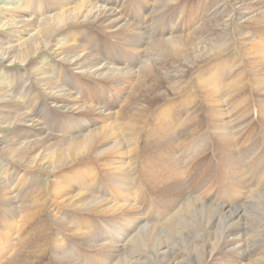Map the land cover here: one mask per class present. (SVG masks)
Here are the masks:
<instances>
[{
  "label": "rangeland",
  "instance_id": "obj_1",
  "mask_svg": "<svg viewBox=\"0 0 264 264\" xmlns=\"http://www.w3.org/2000/svg\"><path fill=\"white\" fill-rule=\"evenodd\" d=\"M85 1L88 2L89 0H2L0 2V47H2L0 48V50H4L9 46H19L22 41L27 38L25 37L21 40H19L18 38L17 40L13 41V37L11 36L13 34V31L2 28V26L6 23H9L13 19L15 20L17 17L19 19L26 18L32 21H37L38 19L44 20L50 17L48 15L54 17V12L56 13L55 16H58L65 12L68 8L74 6L76 3ZM97 1L98 3L96 4L102 7H118L117 9L120 10L119 16L121 15L124 19H126L127 24L133 31L131 32V30H128L126 31V33L111 32L109 30L106 31L105 29L100 28L99 25L97 27V25H94L92 23H85L82 25H78V27H68V29L60 32L58 39H60L63 44L71 46L73 50L76 51L74 53L87 55L92 59L95 58L94 60L97 63L105 64L106 62L109 67H115L114 69L123 70L125 73L129 74H125L124 76L115 79L101 78L95 75H90L82 69H76L75 67L73 68V66H71L66 61L60 60L51 51L44 52L43 54L38 56V58L33 61L31 60L32 62L30 61V63L26 65L0 63V97L2 96V93L3 95L6 94L7 96L9 95L13 97L12 103L6 102L4 104V102H2L3 105H5L4 108H2L0 104V114L2 113L0 115V119L7 117L8 114L15 115L14 113L17 110L21 114L30 115L32 120L34 121L37 118L35 119L32 114L37 115L41 113L42 117H44L41 123L43 127H45L43 130H39V128L36 127V124H33V121L32 123H28L29 127H27V124H25L26 126L23 125L22 127H6L4 125H0V140L6 138L5 140H9L14 144H17L18 142H23L24 144H26L28 143L27 141H33L39 135H42L46 136L47 139L51 137L52 140L50 142H52V144L55 142L58 145L62 146L64 145V142H60L59 140L63 141L69 139L73 137L74 134L80 135V133H86L79 131L81 127L85 126V128H88V130H92L107 125L111 121H115L116 123H118L120 137H122V144H124L122 146L123 150L121 155V161L124 168L122 169L124 171L122 170L121 172H119L120 169L115 170L113 168L115 167V165H112V163H114L115 160H118L119 156H117L115 152H112L108 156H105L103 158L98 157L99 159H94L93 157H88L74 162L69 167L59 171L58 174L56 173L57 176H59L57 177V180L60 179L59 181H61L62 184H69L71 182L69 186L73 187V185H75L76 189L77 186L78 189L87 187V192L85 190V192L83 193H86L87 195L96 194L97 196L107 198L108 200L112 198L119 199L120 193L118 192V190H125L127 187L129 190H135L133 194V201L136 202V205H138L142 212H144L142 215H147L149 217L148 219V217L146 216V220H149V222L156 218V214L159 210L160 213H162L161 208L165 200L169 199L170 197H175L180 191L192 192L195 190H201V187H203V185H200L201 187H198L200 182H202V184H204L205 186L207 184L210 185L214 190L225 191L224 189L227 187L226 178L228 174L224 167H230L229 163L232 164L233 162H229V160L232 161V157L235 155V158L237 159H245V162L244 160L242 162L244 163V165H246L245 167L244 165H242L241 167L243 170L245 169L244 171L246 172V174L250 173L249 171L251 169V165L258 161L262 163V168L264 170V113L262 112V110H264V87H262V84H264V61L258 60L257 63H254V57L246 53L248 51L255 54L260 53V49L262 50V48L264 47L263 24L261 25V23L256 21L251 22V19L255 18L257 14L260 16L264 12V0ZM15 7L16 10L14 14L12 9ZM49 11L51 12L49 13ZM22 15L23 17H20ZM259 16L257 17L259 18ZM209 21L212 22L210 23ZM209 23L211 25H209ZM88 24L90 26H88ZM227 24L228 26H226ZM167 30L169 31V33L164 34L163 32ZM207 32H212L213 35L220 34L219 38L223 33L225 39L227 40L226 42L228 46L226 48V51L223 50V55L220 54L221 56H217V58L215 59L213 58L212 62V59L209 58L210 60L208 59L200 63L198 67L196 66L192 70L189 69L187 71L188 68H186L185 65L181 64L179 60L177 61V59L173 56L159 54V52L155 53L151 50V47H154L158 42L160 43L161 40L163 41L166 39L183 38L184 36H196V34H200V36L198 37L205 38V36H208ZM194 33L196 34L194 35ZM237 37H239V39ZM77 41L79 43H77ZM214 60L216 61L215 64H213ZM210 63L213 64L214 67H216L215 72L218 73L217 75H220L221 73V71H218L219 69H221L220 67H223L222 69L225 70V72L217 78L218 80L216 82V85H219L221 89H223L217 95L219 96L218 98H211L210 96H208L209 94H206L207 91L201 89L200 84L198 83L197 74H202L204 73V71L209 70ZM148 65L155 67L163 73L170 72L169 74L171 75L184 73V86L181 92L178 93L179 95L171 94L153 103L146 104L147 106L145 110H141L143 113H145V116H142L143 118L141 117L142 120L134 122V124L136 125H133L135 130L128 133L125 129L123 131V129L120 128V122L122 119L127 118L124 117V112L130 106V102L135 99V88L139 83L140 78L144 76L145 66ZM182 70L185 72H181ZM129 71H131L132 73H130ZM41 74H45V76ZM224 75H226V77ZM51 81L54 84L51 83ZM234 82H236V84ZM44 83L48 86L47 89L45 88L47 87L46 85H42ZM223 83L226 85H228L229 83L231 86L234 84L238 86H229L230 88L228 89V86L225 87L224 85L223 87ZM54 85L56 89L54 88ZM51 87L53 88V90ZM57 87H59V89ZM43 88L45 89L43 90ZM161 89L165 90L166 87L163 86ZM225 89L227 90V92L225 91ZM53 92H55L56 95ZM14 94L16 97L13 96ZM207 96L209 97V99H211L209 100ZM53 97L62 98V100H67L66 98L71 97L70 100H72L73 103L70 104V106L68 105V108L61 107L60 105L57 106V104L54 103L57 101L54 100ZM205 97L207 100L205 99ZM213 99L216 100L214 101ZM237 100H239L238 103L235 102ZM220 101L221 104L219 103L220 106L218 108L221 107V110L224 111L223 116L217 113L215 107L216 102ZM18 103L20 104L18 105ZM7 105H9V110H11L12 112L8 111V109L7 112H4L6 111ZM11 105L12 107H10ZM211 106L214 111H212L213 109H211ZM15 107H17V109H15ZM77 107V111L74 110ZM84 107H90V109H93L94 111L92 110L89 113L85 111L81 112ZM108 116H112V118L110 119ZM215 117V121L219 122L214 121ZM219 118L222 120H220ZM222 126H224V128ZM73 127L76 130H74ZM137 129L141 131H137ZM216 129L217 131H215ZM218 129L220 134L218 132ZM135 133L137 135H135ZM221 133L223 135H221ZM225 133H229L228 138H224ZM124 138H126V141ZM133 138L135 139V141L133 140ZM123 139L125 142L123 141ZM210 139H212V141ZM1 145L2 144L0 143V146ZM237 146L239 148H237ZM185 149H189V151L184 152ZM194 149L195 152H193ZM0 150H2V146L0 147ZM135 150H137V153L135 152ZM186 153L189 155H187ZM244 153L245 156H248H243ZM249 156L250 158H248ZM169 157H171V160L169 159L170 162H168ZM172 157L176 158L178 161L176 159L173 161ZM225 157L227 161H225ZM13 161L9 158L5 151H0V241L2 240L0 242V262L2 263L0 264H10V262L8 261L13 259V257H18L17 263L19 264H80V262H73L74 259H77V253L82 255V260H89L93 262V264H96L97 256L103 252L101 250L102 247H99L98 243L95 242H92L91 245L94 243L93 245L96 246H90V242H86V240L83 239L84 237L79 238V235H86L81 232L74 231V229H83V231H85V229L88 228L90 229V232L92 234L96 233V236L99 237L98 239L102 240L103 238L101 235H99V233L103 234L105 232H109L117 223L115 217L110 214H102L92 210H72V208L70 207H63L62 209L59 208L61 212L58 214V216H51L49 212L51 209V203L47 204V202H49L48 193L54 185L52 183H54L53 179L56 177V175L47 173L44 170L42 171L35 168L31 169L28 166H20V164H16V162ZM162 162L165 164H162ZM177 172H180L181 176L179 173L177 174ZM230 173L232 172L230 171ZM85 174L87 176H85ZM118 176H123L121 180L126 179L127 184L125 188L124 185H122V188L120 189L115 183ZM81 179L83 181H85L84 179H86V181L81 183ZM91 179L93 180L91 181ZM88 180L90 182H88ZM128 182H130V188ZM89 183H92L93 185H90ZM94 183L96 185H94ZM31 190L33 191L32 193ZM24 191H27V194ZM260 191L257 192L260 193ZM41 192L43 193V195ZM36 195H38V198ZM39 195H42V201L40 200ZM36 198L39 200V202ZM30 202L32 203V205H30ZM25 204H28V206H26ZM14 205H18L19 209L14 208L12 210ZM41 205L43 206V208ZM5 206H7V209L5 208ZM38 207L40 209H34ZM31 210L34 211L32 212ZM148 210L150 211L148 212ZM43 211L45 212L41 213ZM26 212L27 215H25ZM29 212L32 213H30L29 215ZM70 212H72V214H70ZM17 218H20L19 222ZM62 218L65 220L62 221ZM72 218H75L74 222ZM24 219H29V222ZM45 219L46 223H48L47 225L44 221ZM53 219L56 222L53 221ZM75 220H77V222H75ZM25 221L26 223H28H25L26 226L24 227L26 229L22 226L25 225ZM37 221L39 223H37ZM15 222H17V224ZM49 223H51L49 226L51 229L48 227ZM76 224H82L83 226L77 228ZM89 226L91 227L89 228ZM31 227L33 228L31 229ZM41 227H45V231ZM61 232L63 233L61 234ZM38 233H40L39 235L41 236L39 238L37 237L39 236ZM73 233L76 235L73 236ZM27 235L29 237L31 235L32 237L29 238ZM35 236L37 237V239ZM109 237H111V235H109ZM56 240L63 243V246H65L66 248L65 252L67 254H56V249L53 250V247L56 245ZM83 243L86 245H84ZM260 243L263 246H254L255 251L253 254L255 255L252 254V256H254L252 260L257 257L260 258L261 256V258H264V242ZM51 245L53 246L52 248ZM98 248H100V250ZM256 249H263L262 255H256ZM74 252L76 258L74 257ZM228 254L227 257L230 259L237 258V255L234 252ZM62 256L63 259H61ZM72 257H74V259ZM56 259L57 261L59 260V263L56 261ZM68 259H70L71 261H69Z\"/></svg>",
  "mask_w": 264,
  "mask_h": 264
},
{
  "label": "bare ground",
  "instance_id": "obj_2",
  "mask_svg": "<svg viewBox=\"0 0 264 264\" xmlns=\"http://www.w3.org/2000/svg\"><path fill=\"white\" fill-rule=\"evenodd\" d=\"M1 1L2 0H0V2ZM243 1H245V0H243ZM96 3H98L97 0H93V1L89 0L88 2H86V1L85 2H78L74 6L68 8L67 10L65 9L66 11L63 12L62 14L55 16L56 13L54 12V14H55L54 17L53 16L51 17V15H48L50 17L46 18L44 20H42V19L37 20L36 19L37 21H35V20L32 21V20L26 19V18L19 19L16 16L19 20L17 18L15 20L13 19L9 23H6L5 25H3L2 28L3 29H9V30L13 31V34L11 35L13 37V41L17 40L18 38H19V40H21L22 38H25V37H27V38L24 39L19 46H16V47L15 46L14 47L13 46H9V47L7 46L8 48H5L4 50H0V63L26 65V64L30 63L31 60L33 61L36 58H38V56H40L44 52L51 51L60 60L66 61L71 66H73V68L75 67L76 69H82L83 71L89 73L90 75H95V76H98L101 78L115 79L118 77H122L125 74H129V73H125L123 70L114 69L115 68L114 66H113L114 68L109 67L108 64H106V62H105V64L97 63L94 60L95 58L92 59V58L88 57L87 55H80L78 53H74L76 51H74L71 46L63 44L60 41V39H58L60 32L68 29V27H71V26H77L78 27V25H82L85 23H92L94 25H97V27L99 25L100 28H103L106 31L109 30L111 32H124V33H126V31L131 30L130 29L131 27L127 24L126 19H124L121 15L119 16L120 10L117 9L118 7L117 8L102 7V6L97 5ZM230 5H233V4H230ZM28 8H31V7H28ZM15 10H16V7L12 9L14 14H15ZM56 10H58V9H56ZM12 11H11V13H12ZM18 11H20V10H18ZM50 12L51 11H49V13ZM58 12H60V11H58ZM58 12H57V14H58ZM240 15H242V14H240ZM257 16H259V15L257 14ZM257 16H255V18L251 19V22L256 21V22L261 23V25L263 24V26H264V12L259 16V18ZM20 17H23V15ZM13 18H15V17H13ZM34 18H36V17H34ZM210 23H209V25H211ZM247 24H248V22H247ZM209 25H207V26H209ZM255 25H257V24H255ZM88 26H90V25L88 24ZM226 26H228V24ZM254 29H256V28H254ZM236 30H238V29H236ZM76 31H77V29H76ZM132 31L133 30H131V32ZM163 33L168 34L169 31L167 30ZM195 34L196 33H194V35ZM246 34H248V33H246ZM207 35L208 36H205V38L204 37H198V36H200V34H198V35L196 34V36H189V37L184 36L183 38L166 39L163 41L161 40L162 42L161 41H160V43L156 42L157 44L154 47H151V46L150 47H151V50L155 53L159 52V54L170 55V56L175 57L177 59V61L179 60L181 62V64L185 65L186 68H188L187 69V71H188L189 69L192 70L196 66L198 67V65L200 63L208 60L209 58L212 59L211 60V62H212L213 58L215 59V58H217V56H221L220 54H222L224 52L223 50L226 51L228 44L226 42L227 40L225 39L223 33H222V36L220 38H219L220 34L213 35L212 32H207ZM237 38L239 39V37H237ZM77 43H79V42L77 41ZM70 44H72V43H70ZM0 48H2V47H0ZM259 52L260 53L255 54V53L248 51L246 53L250 56H253L254 57L253 60L256 61V62L255 61H253V62L257 63L258 60L264 61V47L262 48V50L260 49ZM162 57H164V56H162ZM219 59H220V57H219ZM175 60H174V62H175ZM222 61H223V59H222ZM38 62H40V61H38ZM151 62H153V61H151ZM215 62L216 61L214 60L213 64H215ZM225 62H226V60H225ZM155 63H156V61H155ZM213 64L210 63L211 67L209 66V70L204 71V69H203L204 73L197 74V77H198V83L200 84L201 89L206 90L207 93L206 92L205 93L209 94L208 96H210L211 98H216V97L218 98L219 96H217V95L223 89H221V87L219 85H216L217 84L216 82L218 80L217 79L218 76H220L222 73H224L225 70L222 69L223 67H220L221 69H219L218 71H221V73H220V75H217L218 73L215 72L216 67H214ZM219 64H220V61H219ZM218 67H219V65H218ZM218 67H217V69H218ZM33 70H34V68H33ZM33 70H31V71H33ZM228 70H226V71H228ZM132 71H134V70H132ZM129 72L132 73L131 71H129ZM181 72H185V71L182 70ZM41 73H42V71H41ZM169 73H163L160 70H158L155 67L150 66V65L145 66L144 76L140 78L139 83L137 84L135 91H134V98L135 99L130 102V104H129L130 106L124 112V117H127V118L122 119L120 122L121 123L120 128H122L123 131L125 129L128 133H130L133 130H135L134 126H133V125H135L134 122H136L138 120H142L141 117L145 116V113H143L141 110H143V111L145 110V108L147 106L146 104L153 103V102H155L161 98H164L166 96H169L171 94L176 95V94L181 92V90L183 89V86H184L183 85L184 73L174 74V75H171ZM41 75H43V74H41ZM43 76H45V74ZM224 76L226 77V75H224ZM131 77H133V76H131ZM234 81H236V80H234ZM37 82H38V79H37ZM51 83H53V82L51 81ZM230 83H233V82H230ZM234 83L236 84V82H234ZM238 83H239V80H238ZM42 85H46V84L44 83ZM224 85H225V87L228 86V89L230 88L229 86H231L229 83H228V85L223 83V87H224ZM234 85H232V86H234ZM163 86L166 87L165 90L161 89ZM237 86L235 85V87H237ZM262 87H264V84H262ZM45 88L47 89L48 86ZM45 88H43V90ZM54 88L56 89L55 85H54ZM57 88L59 89V87H57ZM226 89H225V91L227 92ZM233 89H234V87H233ZM261 89H263V88H261ZM52 90H53V88H52ZM64 92H66V91H64ZM53 93L56 95L55 92H53ZM13 96H15V94ZM70 98L71 97H68V98H66L67 100H62V98L53 97V99L57 101L54 103H56L57 106L60 105L61 107H64V108L67 107L68 105L70 106V104L73 103L72 100H70ZM205 99H206V97H205ZM208 99H209V97H208ZM12 100H13L12 96H9V95L7 96L6 94L3 95V93H2V96L0 97L1 107L2 108L5 107V105H3L2 102H4V104L6 102L12 103L13 102ZM59 100H62V101H59ZM238 101L239 100H237L235 102L238 103ZM219 103L221 104V101L216 102V105H215L216 111L218 114H221V116H223L224 111L221 110V107L218 108L220 106ZM19 104L20 103H18V105ZM235 106H238V105H235ZM10 107H12V105ZM93 108H95V107H93ZM7 109H8V111L12 112L11 110H9V105L6 106V111H4V112H7ZM15 109H17V107H15ZM77 109H78V107L75 108L74 110L77 111ZM84 109L82 111L81 110L80 111L81 112L85 111V112L89 113L90 111L93 110V109H90V107L89 108L84 107ZM211 109H213L212 106H211ZM235 110H237V109H235ZM212 111H214V109ZM262 112L264 113V110H262ZM263 113H262V117H263ZM14 114L15 115H9L8 114L9 116L7 115V117L1 118L0 119V125H4L6 127H16V126L22 127L23 125L27 124V127H29L28 123H30V122L32 123V121H33L30 115L21 114L17 110ZM30 114H32V113H30ZM108 114H110V113H108ZM32 115L34 116L35 119L37 118L36 120H34L35 122L33 121V124H36V127L39 128V130L40 129L43 130L45 127H43L41 122L44 119V117H42L41 113L37 114V115L36 114L35 115L32 114ZM103 117H104V115H103ZM109 118L111 119L112 116H110ZM193 120H194V118H193ZM215 120H216V117H215L214 121ZM220 120H222V119H220ZM215 122H219V121H215ZM193 123H196V122H193ZM33 124H32V126H33ZM215 124H217V123H215ZM222 127L224 128V126H222ZM223 128H221V129H223ZM74 130H76V129L74 128ZM138 130L139 129H137V131ZM79 131L80 132H86V133H80V135L74 134V136L69 138V139H66L63 141L59 140L60 142H64L63 143L64 145H62V146L58 145L55 142L52 144V142H50L52 140L51 137L47 139L46 136L39 135L40 133L38 134L39 136L37 138L35 137L36 138L35 140L27 141L28 143H26V144H24L23 142H21V143L18 142L17 144H14L13 142H11L9 140H5L6 139L5 138V139L0 140V143L2 144L1 145L2 150H0V151H5L7 153V155L9 156V158L12 159V161L14 160L16 162V164L17 163L20 164V166L21 165L26 166V167L28 166L31 169L35 168V169L42 170V171L44 170L47 173H52V175L53 174L56 175V177L54 176L55 178L53 179L54 183H52V181H51V183L54 185L52 186V188L50 189V191L48 193L49 202H47V204L51 203V207H50L51 209L49 211L51 216H53V217L58 216V214L61 212V210L59 208L62 209L63 207L64 208L70 207V208H72V210L73 209L82 210V211H91L92 210V211H97L98 213H102V214L103 213L104 214H110V215H113V217H115L117 223L114 222L116 224L112 227V229L109 232H105L103 234L99 233V235H101L103 238L102 240L98 239L99 237L96 236V233L92 234L90 232V229H88V228L85 229V231H83V229L82 230L81 229H76V230L74 229V231H78V232H81V233L86 235V236H80L79 235V238L84 237L83 239L86 240V242H90V246H92L94 244L93 243L91 245L92 242H95V243H98L99 247H102L101 250L103 252L97 256L96 264H263L264 263V258H261L262 256L260 258L257 257L254 260H252V258L254 257V256H252V254L255 251L254 246H260V245L263 246L260 242H264V170L262 168V163L260 161L255 162L253 165H251V169L249 171L250 173L246 174V172L244 171L245 169L243 170L241 167L242 165H244V163L242 161L244 160V162H245V159L240 160V158H238V159L235 158L236 155L233 156L232 161L229 160V162H233L232 164L229 163L230 167L229 168L224 167L227 174H228L227 178H226L227 187L224 189L225 191L214 190V189H212V187L210 185L207 184L205 186L204 184H202V182H200L198 187H201L200 185H203V187H201V190H195L192 192L180 191L178 193V195H176L175 197H173V198L170 197L169 199L165 200L164 203L162 202L163 203L162 208H161L162 213H160V210H159L156 214V218L153 219L151 222H149V220H146V218L148 216L142 215L144 212H142V210L138 207V205H136V202L133 201V194H134L135 190H133V191L129 190L128 187L125 190L121 189L122 185H124V188H125L126 184H127L126 179L121 180V178L123 176H118V178H116V181H115L118 188L121 189V190H118V192L120 193V196H119L120 198L119 199L112 198L109 200L107 198L99 197L96 194L95 195H87L86 193H83V192H85V190L87 192V190H88L87 187H85V188L82 187V188L78 189V186H77V189H76L75 185H73V187L69 186V184L71 182L70 183L68 182L69 184H66V183H64L65 182L64 181L63 182L64 184H62L61 181H59L60 179L57 180V177H59V176H57L58 172L69 167L74 162H77L80 159H84V158H88V157L89 158L93 157L94 159L98 158V157L103 158L105 156H108L112 152H115V154H117V156H119L118 160L114 159L115 162L112 163V165H115V167H113V168L115 170L120 169L119 172H121L124 169L123 165H122V161H121V155H122V150H123L122 146L124 144H122V137H120L118 123H116L115 121H111L107 125H104L102 127L92 129V130L91 129L88 130V128H85V126H84V127H81V129ZM139 131H141V130H139ZM194 131H192V132H194ZM215 131H217V129ZM220 131H223V130H220ZM218 132H219V129H218ZM30 133H31V131H30ZM219 134H220V132H219ZM228 134L225 133L224 138H228L229 137ZM135 135H137V134L135 133ZM221 135H223V134L221 133ZM126 138H124L125 141H126ZM134 138H133V140L135 141ZM190 138H191V136H190ZM124 139H123V141H124ZM240 139H242V138H240ZM210 140L212 141V139H210ZM243 142H242V144H243ZM130 143H132V142H130ZM161 143H163V142H161ZM238 143H240V142H238ZM193 144H194V142H193ZM243 146H244V144H243ZM237 148H239V147L237 146ZM136 151L137 150H135V152ZM185 151L188 152L189 149H187V150L185 149L184 152ZM193 152H195V149ZM193 152H191V153H193ZM247 153H246V155H247ZM181 154H182V150H181ZM241 154H242V152H241ZM178 155H180V154H178ZM187 155H189V154H187ZM190 156H191V154H190ZM190 156H189V158H190ZM243 156H245V153ZM247 156H245V157H247ZM180 157H182V156H180ZM115 158H116V156H115ZM170 158L171 157H169L168 160ZM248 158H250V156ZM162 159H164V158H162ZM172 159L174 161L176 158L172 157ZM225 159H226V157H225ZM170 160L168 162H170ZM162 161H164V160H162ZM225 161H227V159ZM13 162H12V164H13ZM10 163H11V161H10ZM162 164H165V163L162 162ZM245 165H244V167H245ZM248 165H250V164H248ZM230 171L232 173H230ZM84 173H85V171H84ZM178 173L181 176V173L177 172V174ZM61 175H63V174H61ZM89 175H90V173H89ZM85 176H87V175L85 174ZM18 178H20V177H18ZM87 178H89V177H87ZM128 178H130V177H128ZM68 180H69V178H68ZM84 180L86 181V179H84ZM89 180H88V182H90ZM92 180L93 179H91V181ZM85 181L82 180L81 183L85 182ZM262 182H263V184H262ZM128 184H129V188H130V182H128ZM90 185H93V184L91 183ZM94 185H96V184L94 183ZM249 186H251V187H249ZM260 190H263V191H260ZM257 191H260V193ZM24 192H26V194H27V191H24ZM32 192L33 191L31 190V193ZM79 193H81V194H79ZM42 195H43V193H42ZM42 195L41 196L39 195L41 201H42V198H41ZM44 195H46V194H44ZM36 196L38 198V195H36ZM45 197H43V198H45ZM31 199H32V197H31ZM45 201H46V199H45ZM38 202H39V200H38ZM0 204H1V202H0ZM28 204H29V202H28ZM28 204L27 205L25 204V205L28 206ZM30 205H32V203ZM6 207L7 206H5V208ZM14 208L19 209V206L14 205L12 210ZM42 208H43V206H42ZM34 209H40V208L38 207V208H34ZM41 210H43V209H41ZM1 211H2V209H1ZM40 211H39V213H40ZM149 211L150 210H148V212ZM32 212H29L28 214L30 215V213H32ZM44 212L45 211H43L41 213H44ZM5 213H3V214H5ZM21 213H22V211H21ZM65 213H66V211H65ZM70 214H72V212H70ZM10 215H12V214H10ZM25 215H27V212ZM62 215H65V214H62ZM22 217H24V216H22ZM75 218H77V217H75ZM75 218H72L73 222H74ZM148 219H149V217H148ZM19 220H20V218L18 219V222H19ZM24 220H27V219H24ZM42 220H43V217H42ZM61 220L63 221L65 219L62 218ZM44 221L46 223V219ZM53 221H55V220L53 219ZM27 222H29V219L27 220ZM66 222H67V220H66ZM75 222H77V220H75ZM15 223L17 224V222H15ZM25 223H26V221L24 222V224ZM37 223H39V222L37 221ZM22 224H23V221H22ZM26 224H28V223H26ZM26 224L22 225V226L24 227V226H26ZM47 224L48 223H46V225ZM50 224L51 223H49L48 227L50 226ZM46 225H45V227H46ZM82 226H83L82 224H76L77 228H80ZM33 227H35V226H33ZM33 227H31V229ZM68 227H69V225H68ZM90 227L91 226H89V228ZM41 228H43V227H41ZM31 229H29V230H31ZM35 230H36V228H35ZM44 231H45V229H44ZM34 232H36V231H34ZM63 232H61V234ZM66 233H67V231H66ZM39 234L40 233H38V235ZM28 235H29V233H28ZM74 235H76V234L73 233V236ZM109 235H111V237H109ZM42 236H43V234H42ZM11 237H8V238H11ZM30 237H32V236L30 235ZM37 237L39 238L41 236L39 235ZM37 237H36V239H37ZM42 239H43V237H42ZM57 240L55 241L56 245L53 247L52 246L53 244H52L51 248L53 247V250L56 249V254L60 255L63 253V255H64V253H66L65 252L66 248H65V246H63L62 242L57 241ZM7 241H6V243H7ZM48 243H49V241H48ZM48 243H46V244H48ZM84 245H86V244H84ZM93 246H96V245H93ZM43 248H45V247H43ZM95 249H96V247H95ZM98 249L100 250V248H98ZM263 249H264V247H263ZM263 249L262 250L256 249V251H257V253L255 252L256 255H260V254L262 255ZM231 252L236 253V255H237L236 259L237 260L232 259V258L230 259L227 257V254L231 253ZM1 255H2V253H1ZM41 255H43V254H41ZM253 255H255V254H253ZM81 256L82 255L77 253V259H74V257H75V252H74V257H72L74 259L73 262L74 263L80 262V264H82V262H83V264H93V262H91L89 260H88L89 262L86 261L85 259L82 260ZM95 256H96V254H95ZM61 259H63V256ZM68 260L71 261L70 259H68ZM17 261H18V257L17 258L13 257V259H11L8 262H10V264H14V263H17ZM56 261H57V259H56ZM0 263H2V262H0ZM17 264H19V263H17Z\"/></svg>",
  "mask_w": 264,
  "mask_h": 264
}]
</instances>
